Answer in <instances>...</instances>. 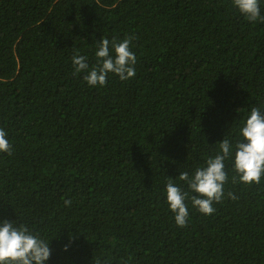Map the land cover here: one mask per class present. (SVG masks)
<instances>
[{"label": "trees", "instance_id": "16d2710c", "mask_svg": "<svg viewBox=\"0 0 264 264\" xmlns=\"http://www.w3.org/2000/svg\"><path fill=\"white\" fill-rule=\"evenodd\" d=\"M128 36L133 78L73 74L74 49L91 68L102 37ZM253 106L264 22L232 0H0V222L49 242L46 264H264V176L241 183L234 147L213 215L189 198L180 228L166 194L197 195L178 176L242 139Z\"/></svg>", "mask_w": 264, "mask_h": 264}, {"label": "clouds", "instance_id": "9594fccd", "mask_svg": "<svg viewBox=\"0 0 264 264\" xmlns=\"http://www.w3.org/2000/svg\"><path fill=\"white\" fill-rule=\"evenodd\" d=\"M233 7L249 22H264L261 15L260 0H232ZM134 36H128L122 41L102 37L95 53L98 63L89 67L87 57L74 49L72 64L74 75L86 73L84 80L89 86H105L109 74H114L121 81H127L136 74V56L130 45ZM114 51L115 55H112ZM242 139L232 142L225 137L219 142V152L214 158H208L206 167L197 168L193 175L181 172L178 180L188 186L190 192L197 195L189 196L175 184L172 178L166 186L167 203L174 214L175 223L180 228L187 227L189 210L186 201L190 198L192 206L201 214L211 216L216 209L214 204L220 203L224 196V185L228 181L225 171V161L233 157L235 149L234 171L239 181L246 185L260 184L264 176V114L261 109L253 106L245 124L240 129ZM0 153L8 156L13 154L12 146L7 139V133L0 129ZM236 177H233V181ZM228 196L237 197L229 192ZM70 205V200L64 201ZM67 250V249H65ZM51 256L50 243L34 234L26 225L16 226V223L4 220L0 222V264H46Z\"/></svg>", "mask_w": 264, "mask_h": 264}]
</instances>
